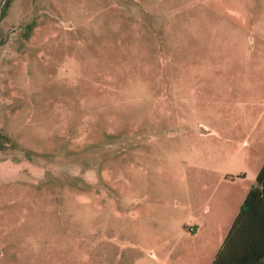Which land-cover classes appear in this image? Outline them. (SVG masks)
I'll list each match as a JSON object with an SVG mask.
<instances>
[{
  "label": "rangeland",
  "instance_id": "1",
  "mask_svg": "<svg viewBox=\"0 0 264 264\" xmlns=\"http://www.w3.org/2000/svg\"><path fill=\"white\" fill-rule=\"evenodd\" d=\"M243 6L264 20V0H0V264H183L225 233L264 159Z\"/></svg>",
  "mask_w": 264,
  "mask_h": 264
},
{
  "label": "crops",
  "instance_id": "2",
  "mask_svg": "<svg viewBox=\"0 0 264 264\" xmlns=\"http://www.w3.org/2000/svg\"><path fill=\"white\" fill-rule=\"evenodd\" d=\"M243 11L241 13H238L239 16L237 17V20L235 21V26L238 30L243 31L245 29V26L249 25L251 23V29L256 33L257 36L260 38H263L262 42L264 44V28H262L263 24V19L261 16L256 18L253 16L251 19L248 17V13L245 12L244 6L242 7ZM246 14V15H245ZM251 21V22H250ZM230 21L228 20H207L205 21V29L206 31H210L212 33L215 32V29H224L227 28V25ZM234 22V21H233ZM224 25L225 27H217V25ZM255 34V36H256ZM254 43H255V38H254ZM251 53L255 56V59L253 62V65H251V68H246V70L251 72L252 70V75L250 73V78L252 77V80L255 81L259 79L260 72L263 70L264 71V45H259L256 46V44L252 47ZM258 56V57H257ZM259 61V62H258ZM264 75V74H263ZM253 86H257V83L252 82L251 83ZM260 128V127H259ZM263 130L261 131L262 136H264V126L261 127L260 129ZM209 132H213L212 129L208 128ZM264 141V138L262 139ZM264 165V159L260 164L259 171L260 172L261 168ZM238 178H243V175H239ZM257 178V177H256ZM234 179V178H232ZM252 187L250 186L249 188H237L238 190L234 192H225V210L223 213V216L221 217L220 221V227L225 231V233L218 239H213L209 238L206 239L199 244L193 243L191 245H187V252L183 254V264H213L215 258L217 257L218 253L222 249V247L225 244L226 238L233 226V223L237 217V215L240 212V208L242 206L243 201L245 200L247 194L249 193L250 189ZM193 232H198L197 229H192ZM261 263V262H260ZM262 264H264V260L262 261Z\"/></svg>",
  "mask_w": 264,
  "mask_h": 264
},
{
  "label": "trees",
  "instance_id": "3",
  "mask_svg": "<svg viewBox=\"0 0 264 264\" xmlns=\"http://www.w3.org/2000/svg\"><path fill=\"white\" fill-rule=\"evenodd\" d=\"M263 260L264 165L213 264H262Z\"/></svg>",
  "mask_w": 264,
  "mask_h": 264
},
{
  "label": "water",
  "instance_id": "4",
  "mask_svg": "<svg viewBox=\"0 0 264 264\" xmlns=\"http://www.w3.org/2000/svg\"><path fill=\"white\" fill-rule=\"evenodd\" d=\"M200 131H201L202 133H207V132H209V130L206 129V128H204V127H201V128H200Z\"/></svg>",
  "mask_w": 264,
  "mask_h": 264
}]
</instances>
